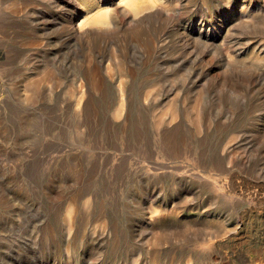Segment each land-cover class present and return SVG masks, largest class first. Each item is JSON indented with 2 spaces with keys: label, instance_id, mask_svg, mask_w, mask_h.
Listing matches in <instances>:
<instances>
[{
  "label": "rangeland",
  "instance_id": "obj_1",
  "mask_svg": "<svg viewBox=\"0 0 264 264\" xmlns=\"http://www.w3.org/2000/svg\"><path fill=\"white\" fill-rule=\"evenodd\" d=\"M100 1L104 7H114L117 16L112 17L109 25L87 24L82 44L76 38L80 55L75 58L62 49L56 59L49 51L53 43L50 44L47 35L29 25V17L36 15L35 11L41 14L48 7L38 6L35 0H0V264H114L115 261L128 264L133 248L134 259L138 258L139 264H154L151 257L157 253L158 264H184L187 256L193 257L194 264H207L211 254L217 256L218 264H264V67L257 79L248 80L251 73L248 66L257 63V56L264 59V42L245 45L247 34L242 38L238 34L245 31L247 17L253 12L259 9L264 14V0H206L205 3L203 0H160L136 19L118 5L119 0H111L113 4L108 3L110 0ZM78 23L72 17L52 33L67 34L69 27L72 24L78 27ZM136 26L145 30L142 42L150 47L144 55L140 49L136 50L135 44L140 38L131 33ZM255 27L264 32V23ZM167 30L171 32L165 38ZM159 44L161 51L157 53ZM127 47L135 60L131 65L136 81L132 86L135 105L140 93L147 91L175 87L186 91L188 75L194 66L186 57L193 56L200 65L195 74L196 91L202 93L204 107L219 110L225 122L233 111L236 113L229 130L211 129L204 140L205 133L197 137L189 133L182 156L179 155L183 144L168 154L171 151L154 146L155 136L149 131L141 136L140 149L125 145L136 151L137 162L119 172L102 169L101 159L91 157L103 146L108 94L98 93L97 103L91 104L87 131H78V121L71 110L73 67L76 64L81 67L82 59L88 58L83 52L88 51L93 57L92 69L101 73V64L96 58L106 60L105 64L113 66L111 80L118 84L125 77L119 78L114 57L123 58L121 50ZM55 61L58 64L52 67ZM227 61L237 65V75H230L234 65L227 67L224 64ZM211 63L215 66L210 69ZM204 65L209 70L205 71ZM226 72L231 78H227ZM24 89L33 98L28 105L20 102ZM196 94L186 91L187 103L188 100L192 103ZM179 102H183L182 94ZM246 127L247 132L252 131L247 137L254 140L248 144L252 145L253 153L248 155V165L241 171L236 163L233 174H222L217 167L221 158L219 151ZM122 131L132 133L135 129L127 125ZM129 133L119 134L116 143L130 142ZM108 149L113 150V145ZM73 150L78 153L77 159L71 156ZM176 154L179 157L175 158ZM79 159L80 163L83 161V168L75 167V172L73 165ZM89 159L95 160L101 169L93 164L95 175L88 181ZM146 161H152L155 168ZM164 165L165 170L159 169ZM184 193L193 198V206L204 205L208 211L202 216L193 214L183 218L172 213L167 220H149L150 206L163 209L173 202L181 204L180 195ZM90 194L98 195L100 201H93L90 214L82 216L86 217L82 218L85 223L90 221L87 232L74 238L64 234L62 217L70 197L75 195L84 201ZM215 194L221 197L216 198ZM103 212L117 234H112L102 245L96 241L93 244L95 237L90 232L104 219V215L100 216ZM145 224L149 226V236H161V245H155L153 240L147 244L148 240L138 239L139 231L137 235L132 231ZM50 228H53L51 235L47 232ZM69 243L70 257L67 255ZM149 248L152 256L146 258Z\"/></svg>",
  "mask_w": 264,
  "mask_h": 264
},
{
  "label": "bare ground",
  "instance_id": "obj_2",
  "mask_svg": "<svg viewBox=\"0 0 264 264\" xmlns=\"http://www.w3.org/2000/svg\"><path fill=\"white\" fill-rule=\"evenodd\" d=\"M35 1H38L37 2L38 6L44 5L45 7H48V9L45 10V12H42L41 14H39V12L35 11L34 13H36V15H34V16L32 15V17H29V25L30 24L34 25L36 32L41 33L43 35H47L46 38L48 39L50 44L53 43V48L51 50L49 49V51L54 54V55L52 54L54 56L53 58L56 57V59L59 56H61L60 51L62 49L68 50L70 55L74 56L76 58L77 54H79V52H78L79 50H77V47H78L77 44L78 43L76 42V40H77L76 38H78L79 43L82 44V34L84 31H86L87 24H90V25L91 24H97V25L102 24V25H104V23L108 24L112 21L111 19L113 16L114 17L117 16L114 7L113 8L104 7L100 0H35ZM158 1H160V0H119L118 5H120L122 7V9H126L128 11L127 13H129V15L132 16V18H135V17H137V15H139V14L141 15L142 12L143 13L146 12L148 8L154 6V4L158 3ZM205 1L206 0H203L204 3H205ZM253 1H257V0H253ZM108 3L113 4V2H111V0ZM164 5H167V4L164 3ZM171 7H172V5H171ZM243 8H245V6H243ZM260 11L258 9L255 12H253L251 14V16H248L247 17L248 19L245 22V23H247L246 27H245V31L242 30L243 31L242 33L241 32L238 33L239 38H242L244 35L247 34L248 37H246V38L248 41L246 40L247 42L245 45H252V44L257 43V42H258V44H260V42H264V32L262 30H259V29L256 30V27H255V24L264 23V21H263L264 20L263 19L264 14L262 15L261 13H263V12L260 13ZM200 12H202V10H200ZM258 14H260V15L258 16ZM72 17L79 21V23L77 24L78 27L75 26L74 24H72L69 27L67 34L62 33L63 35H61V36L58 35L59 33L58 34L52 33V30H54L55 28H59L60 26L64 27L65 23H67ZM163 17H165V15ZM144 31L142 30V28L139 29L138 27L135 28V30L131 31V33L133 35H135V38H140L139 42L135 45H136L137 51L139 49H140V51H142V55L148 53L149 48H150L149 44L142 42V40L143 41L145 40V34H144L145 32ZM170 32H171L170 30H167L164 32L165 38L168 34H170ZM234 34L236 35L237 33H234ZM40 37L42 38V36H40ZM130 42H132V41H130ZM160 48H161V46L159 44L158 47L156 48L157 53L161 51ZM80 49H82V48H80ZM128 50H129L128 47L125 50H121V52H123V58L118 59L117 56L114 57V60H116L115 62L118 63L117 64L118 65L117 70H119V73L121 75V76H119V78L123 77V76L125 77V79L121 78L120 81L118 80L119 81L118 84H117V82H114V79H112L113 81L111 80V78H114V77H111V76H113V74H111V72H110V69L113 66H110L111 64L110 65L105 64L106 60L105 61H104V59L98 60L96 58L97 62H99L102 65V66L99 65V68H102V70H100L101 73L92 69L91 66H92V62H93V57L91 56L92 53H89L88 51L83 52V54L87 53L88 58L85 60H84V58L82 59L81 64L82 63L83 64L81 65V67L80 68L77 67L78 66L77 64L73 67L74 75H73V80H72V84H71L72 85V95H71V97H72L71 98V100H72V106L71 107L72 108H71V110H72V114L74 115V117H76V120L78 121L77 122L78 126L76 127L78 131H80L82 133L85 132L86 127L88 125V121H89L88 116L90 115L91 104L97 103L98 98L96 96H98V93L99 92L102 93L104 91L106 95L108 94L107 95V104H106V107H107L106 110L107 111L104 115L105 116L104 121L106 124H105V132L103 131L105 133V136H103V146L101 148H99L100 151L98 149L96 156L94 155L91 157L95 160L101 159L102 169H104V167H105L109 173L119 172V170L125 169L129 165L137 162V159H138L137 153L134 149H137V148L140 149L139 143H140V140L142 138L141 136L147 135V133L149 131L152 132V134L155 136L154 137V146L158 150L166 149L168 151H171L168 154L172 153L173 148L179 149V146L181 144H183L181 147L182 148L181 149V155H179V156H182L183 149L186 150L184 145H187L186 137L189 136V133H191L194 137H197L198 135L205 133L204 137L202 138V140H204L206 138V136L210 133L211 129L218 130L217 128H220V130H222L221 128H227V130H229L228 125L232 124V122L235 121V119L233 117L236 113H235V111H233L231 116L228 118L229 121L225 122V121H223V117H222L221 113L219 112V110H217L218 112H216L213 110V108L209 109L206 106L204 107L203 95H202V93L196 91L198 83H197V79H195V77H197V76H195V74L197 73V70L200 67V65L197 64L198 60L193 58V56L186 57V55H185L186 59L190 62V64L191 65L194 64V66L191 69L192 72L191 73L188 72L190 74V75H188L189 76L188 77L189 85L187 86V89H186L188 94H189V92L191 93L194 91L197 93L195 95V99H193L192 103H190L191 100H188V103H187V96H184L186 91L182 92L180 90L181 87L180 88L178 87L179 89H177V87H175V89L171 88V89L166 90V89L160 88V89H157L155 92L147 91V92H145V94L140 93L141 95L136 100V105H137L136 106L134 103V101H135L134 100L135 97L133 96L134 92L132 90V86H134L136 81H135V77H133L134 69L131 66V65L135 64V60H134V56L132 53L133 51H131L132 54H130L128 52ZM89 51L91 52V50H89ZM56 54H57V56H56ZM158 56L163 57L162 54L160 55V53L158 54ZM257 57H258V59H257ZM257 57H256L257 63L251 64L250 67L248 66V69H250V71H251L248 80L251 78L257 79L259 71H261V70L263 71L264 59L262 57H259V56H257ZM83 60H84V62H83ZM78 61H79V59H78ZM176 61H177V59H176ZM232 61H234V60L232 59ZM57 64H58V61L53 62L52 67L56 66ZM224 64L227 65V67L230 66L231 64L234 65V69L231 68L232 74H230V75H237L239 73V68L237 67L236 64H233L230 61L224 62ZM174 65H177V64H174ZM184 65L186 66V63ZM201 66H202V64H201ZM213 66H215V64L211 63L210 69ZM104 67H106V68L104 69ZM115 67H116V65H115ZM204 67H206V68H204ZM204 67L203 68L205 69V71L207 69L209 70L208 65H204ZM77 68H79V69H77ZM169 68H171L170 65H169ZM181 68H183V67L181 66ZM240 72H243V70L241 69ZM98 73L101 74L100 79L98 78ZM245 73H246V71H245ZM225 74H228V72H226ZM116 75H118V74H116ZM230 75H229V77L227 76V78H231ZM239 75H241V74H239ZM239 75L237 77L240 78ZM247 75H246V77H247ZM190 76H191V78H190ZM185 77H187V76H185ZM241 77H242V75H241ZM244 79L245 78H243V80ZM106 80H109V81H106ZM251 80H253V79H251ZM30 83H32V82H30ZM240 83L243 84L244 82H242V80H241ZM184 85H185V80L183 81V86ZM128 88H129V90H128ZM133 89H135V87ZM249 89L251 90V88H249ZM30 90H31V88H30ZM164 91H166V92H164ZM247 92H249V91H247ZM254 92H256V91H254ZM249 93L251 95L252 92H249ZM181 94L183 96V102H179V98H181ZM231 94H232V92H231ZM30 97L25 94V89H24L23 93H21V98H20L21 104H23V105L30 104L32 102L31 99H33L32 97L31 98ZM226 98L224 99V102L226 105H228L227 102H228V99L230 100V98L229 97H228V99H226ZM186 105L189 107H186ZM135 107H137V109H135ZM136 115H137V118L134 119ZM224 116H226V115H224ZM254 118H255V116L253 117V119ZM134 120L138 121L139 123H133ZM237 120L241 121V117L237 116ZM120 123H122V124H120ZM130 124H132V125H130ZM127 125L130 128L134 127V129H135V131L132 133L130 131H129L130 133L128 131H124V132L129 133L127 135L132 136L130 142L127 143V141H126V143L121 142V144H117L115 139L121 133H122V135H124L122 128H124V126H127ZM247 131H248V127H246L245 130L241 131L240 133H236V136L234 135V137H236L235 140L233 142H232V140L228 141L230 143H226V145L223 146L222 151H219L220 153H218V154L220 155L221 158L219 161H217L218 162L217 167H218V170L222 172V174H227V175L233 174V171H235L234 165H236V163H239L241 171H244L245 166L248 165L247 164V162L249 163V161H248L249 156L248 155H250L249 154L250 152H251V154H253L251 151L252 145L248 146V144H251L254 140L251 141L249 139V137H247V134L249 132H252V131L251 130L249 132H247ZM122 135H120L121 139L123 138ZM179 142H180V144H179ZM87 144H89V143H87ZM111 145H113V150L108 149L111 147ZM125 145H131V146H133L134 149L130 148V147L127 148V146H125ZM260 145H262V144H260ZM117 146L119 148H117ZM174 151H176V150H174ZM70 153H72L71 156H73L74 159L78 158V153H75L74 150L71 151ZM179 156H177V154H176L174 157L176 158ZM202 156H204V155H202ZM193 157H197V156H193ZM96 158H98V159H96ZM181 158H179V159H181ZM206 158L207 159L211 158V161H214L211 156H207ZM95 160H94V162H92V160L89 159V163L91 164L90 165L91 167H89V170H87V172H86V176H88V181L90 179H92L93 176L95 175L93 170H92V166L95 165L98 169H101V167L95 163ZM77 161H78L77 164L75 163L76 166L73 165L74 169H75V167H82L83 166L82 160H81L82 161L81 163H80V159ZM146 163L147 164L151 163L150 165L152 167H154V163L152 161L150 163L148 161H146ZM175 163H177V162H175ZM147 164H145V165H147ZM159 167H160L159 169L165 170L166 165H164L163 167L162 166H159ZM153 170H156V169H153ZM76 171H77V168L75 169V172ZM80 172H82V171H80ZM84 176H85V173H84ZM86 176H85V178H86ZM227 182H228V180H227ZM232 184H234V183H232ZM238 186L240 187V185H238ZM216 187L218 188V186H216ZM76 191H78V190H76ZM185 195H186L185 193L180 195V197L182 198V201L179 200V201H181V204L180 203L176 204L173 202L170 205L163 206V209L162 208L159 209V208H155V207L150 206V208H149L150 209V215L148 217L149 220L157 221V222L162 221V220H167L169 217H171L172 213L178 214L179 217L183 216V218H186L188 215L192 216L193 214H197V215L202 216L208 211L207 209H204V208H206V206H204V205L200 206L198 204L196 206H193L192 203H194V205H195V202H192L193 198L191 199V197H188ZM88 196L89 197L87 199H85L84 201H79L80 197L76 198L75 195L70 197L69 204H68L67 209L65 210V213L63 214V217H62L64 234L67 233L68 236L73 235V238H74V236L76 237V234L78 236L80 233H83V236H84L85 235L84 231L87 232V230H88L87 226L90 224V221H87L88 224L85 223V221H82V218H83L82 216L85 215V213L90 214V212L92 210V202L95 201L96 199L99 200L98 195L92 196L90 194ZM91 196L93 197V199L91 198ZM214 196H216V198L221 197L219 194H215ZM183 197H185V198L183 199ZM99 205L101 206L102 204H99ZM192 210H194V211H192ZM187 211H190V213H187ZM105 213L106 212H103L102 214H100V216H102V217L104 215V217H103L104 219L98 225H96L95 228L90 232L91 236L95 237L94 241H92L93 244L96 241L97 243H100V245H102L106 239H108L112 236V234H117V230L113 227V223L111 221L106 220V214ZM200 216H198V217H200ZM83 219L85 220L86 217H84ZM148 228H149V226L147 224H145V225H142V227L140 229H136V230L133 229L132 231L136 235H137V231H139L140 235H137L139 237L138 239L139 240L143 239L144 242L145 241L147 242V240H148L147 244L149 243V240H153L155 245H157V246L161 245L162 244L161 236L160 237H155L153 235L149 236ZM52 231H53V228H50V230H48L47 232L50 234V233H52ZM180 233H181V231L177 234V236H179ZM206 235H208V234L206 233ZM204 240H206V239H204ZM70 245L71 244L69 243L67 246L68 247V253L67 252L66 253L68 256H69ZM206 246L207 247H205V248H208V245H206ZM91 250H95V249L92 248ZM148 250L150 252H147V255H145L146 258H149L148 256H150V255L152 256L153 251L150 248ZM129 253L131 254L132 259L130 260L131 262L129 261L128 264H139L140 260L138 258L134 259V256H135L134 254L136 253L135 249L133 248V250H131V252H129ZM157 254H154L153 257H151V259L153 258V260H154L153 261L154 264H158V262L160 261ZM215 259H217V256L211 254L209 259H208L207 264H218L215 261ZM117 263H118L117 261L114 262V264H117ZM183 263L184 264H194L193 263V257L187 256L186 260H184ZM118 264H120V263H118Z\"/></svg>",
  "mask_w": 264,
  "mask_h": 264
}]
</instances>
